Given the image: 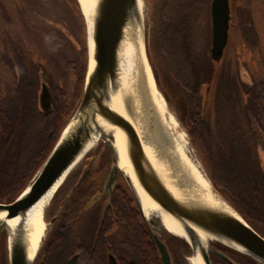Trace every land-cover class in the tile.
<instances>
[{
    "label": "trees",
    "instance_id": "16d2710c",
    "mask_svg": "<svg viewBox=\"0 0 264 264\" xmlns=\"http://www.w3.org/2000/svg\"><path fill=\"white\" fill-rule=\"evenodd\" d=\"M24 1L11 0L7 5L0 6V203L12 202L48 157L80 102L87 69L83 15L77 32L72 33L59 20L44 18L45 8L41 0ZM73 1L79 7L77 0ZM245 1L249 6L256 0ZM233 13L234 4L231 1L230 31ZM36 24L40 25V29L35 30ZM176 24L164 22L157 30L158 38L154 44L156 42L157 45L159 41L158 46L171 67L174 80L169 79V82L174 91L181 93V112L185 116L188 110L193 111L188 117L190 130L208 158L213 186L261 235L264 223V171L257 163L255 144L261 141L260 130L264 125V77L243 83L230 63L222 65L223 56L215 75L214 84L217 86L213 92L214 130L218 142L213 149L210 148L204 136L207 125L200 110L201 86L204 84L200 85L194 53L189 47L185 28ZM62 28L69 33L68 36ZM246 36L243 33L244 41ZM37 46L42 47V51H36ZM51 55L57 57L58 67L62 57V65L69 70L59 81L50 74L52 70L46 57ZM212 72L210 61L207 81ZM44 84L50 92L47 109L41 104ZM86 155L87 161L89 157H96L92 152ZM103 157L108 158L110 170L112 158L107 146ZM87 173L89 175L91 172ZM87 175L76 191L85 189ZM103 190L107 194L105 208L89 213L96 204L94 201L97 196L91 198L87 204V216L83 215L73 227L66 228L61 234L50 231L49 241L44 249H40L34 264H62L61 261H65L63 252L58 251L61 245L54 243L57 237L91 239L93 247L90 245V248L93 252L88 260L83 259L80 264H111L110 256L116 264H163L124 178L119 175L111 190ZM66 207V213L81 210V207L69 204ZM161 234L175 264H181L180 258L188 252V244L175 235L166 232ZM70 246L64 244L63 247ZM215 246L221 248L236 264H259L246 255L221 245ZM43 250L44 255L41 253ZM178 252L181 255L179 257ZM183 261V264H187L185 259ZM219 264L224 263L219 261Z\"/></svg>",
    "mask_w": 264,
    "mask_h": 264
},
{
    "label": "water",
    "instance_id": "95a60500",
    "mask_svg": "<svg viewBox=\"0 0 264 264\" xmlns=\"http://www.w3.org/2000/svg\"><path fill=\"white\" fill-rule=\"evenodd\" d=\"M134 1L95 0L92 7L94 13L90 43L88 20L78 1L87 33V69L83 93L75 112L62 129L51 152L31 181L12 202L0 203V233L5 232L6 235L5 244L8 252V264H33L35 257L27 261L25 247L19 241L18 236L9 241V231L4 223L5 220L24 213L65 173V177L59 185L60 187L74 167L91 149L86 150V145L89 142L91 133L95 132L101 133L99 139H102L107 144L112 158L110 174L107 177L105 189L111 190L119 173L123 176L148 226L163 264H175V261L168 245L162 239L161 232L184 239L192 255L198 249L203 264H212L211 256L216 257L224 264H236L232 258L215 245H221L227 249L246 255L259 264H264V237L241 217L213 185L210 184L215 195L225 202L238 216L211 208L199 200L189 204L178 200L151 166L132 124L121 115L114 113L107 104V101L112 99L113 92L119 89V84L116 83V51L121 40L128 9L133 5ZM209 17L211 39L210 61L213 72L208 83L202 88L204 97L208 96V92L214 84L216 72L228 44L232 18L231 0H210ZM49 103V92L43 89L41 104L44 109L48 108ZM124 105L127 116L130 117L132 115L130 103L126 100ZM97 115L104 117L107 123L123 134L129 149V160L133 172L141 186L153 201L179 222L185 233L184 235L169 231L162 224L159 217H147L144 214L133 183L118 164L117 152L112 143L113 136L109 133L106 134L100 128L96 119ZM153 146L159 152V158L162 162L165 155H163L162 151H159L160 146L156 141ZM165 165H167L169 177L172 179L173 184L177 185L176 187L188 189L191 186L192 182L185 185V182L179 180L176 175L177 172H175L177 170L170 167L168 162ZM181 177L185 178V176ZM59 187L55 190L54 194ZM47 207L44 209L43 219L45 218ZM195 228L201 229L207 234L208 238L205 247L200 248L197 245ZM109 261L111 264H116L112 256L109 257ZM68 264H76V260L72 259Z\"/></svg>",
    "mask_w": 264,
    "mask_h": 264
},
{
    "label": "bare ground",
    "instance_id": "6f19581e",
    "mask_svg": "<svg viewBox=\"0 0 264 264\" xmlns=\"http://www.w3.org/2000/svg\"><path fill=\"white\" fill-rule=\"evenodd\" d=\"M78 1L88 20L90 43L94 13L92 7L95 0ZM116 60V83L119 84V89L113 92V97L107 101V104L114 113L121 115L132 124L142 143L145 155L155 172L181 202L189 204L199 200L211 208L238 216L225 202L215 195L208 180L186 154L185 134L178 130L175 118L169 112L165 100L155 86L144 49L143 0H135L128 9L121 40L116 51ZM126 100L130 103L132 109L130 117L127 116L124 105ZM96 119L100 128L106 134L109 133L113 136L112 143L117 152L118 164L133 183L144 214L147 217H159L162 224L169 231L184 235L185 233L179 222L153 201L141 186L133 172L129 160V149L123 134L107 123L101 115H97ZM100 135V132L91 133L86 150L96 144ZM155 141L160 146L159 151H162L163 155H165L162 162L159 158V152L153 148ZM167 162L170 167L177 170L175 171L177 172V177L185 182V185L192 182L188 189L179 188L173 184L167 172L168 167L165 165ZM181 176H185V178ZM64 177L65 173L24 213L4 222L9 231V241L18 236L19 241L23 243L27 261L32 260L36 255L46 230L45 219H43L44 209L49 204L55 190L59 187ZM206 235L201 229L195 228L196 243L200 248L206 245L208 238ZM189 261L190 264H203L198 249L189 258Z\"/></svg>",
    "mask_w": 264,
    "mask_h": 264
},
{
    "label": "rangeland",
    "instance_id": "374dc122",
    "mask_svg": "<svg viewBox=\"0 0 264 264\" xmlns=\"http://www.w3.org/2000/svg\"><path fill=\"white\" fill-rule=\"evenodd\" d=\"M44 4V18H53L59 20L63 26L69 27L72 33H76V28H79L81 23V8L77 7L73 0H41ZM234 4V17L233 27L229 34L227 49L224 54L223 66L230 63L232 70H237L239 78L243 83H250L252 80H258L264 77V9L263 0H256L251 5H247L245 0H231ZM78 2V0H77ZM209 3L210 0H143V36H144V47L147 62L151 69V73L155 82L157 90L165 100L166 106L169 112L175 118L178 124V130L185 134L187 155L193 163L197 165L199 170L209 181L210 180L211 168L204 153V150L196 141L195 136L191 133L189 115L193 112L188 110L183 116L181 108L179 106L178 93L173 90L172 83L169 79L174 80V76L171 71V67L168 63L166 55L162 49L159 48V41L156 45L154 41H157L158 32L157 30L162 27L164 22L178 24L184 26L187 33L189 47L194 53L195 64L197 66L199 79L201 80L200 85L207 84V77L210 72V18H209ZM17 4V3H16ZM79 4V3H78ZM81 12V13H80ZM242 16V17H241ZM176 24V25H177ZM244 30H241V29ZM64 29V28H63ZM240 30V31H239ZM75 31V32H74ZM83 35L86 43V29L83 30ZM67 32L66 30L64 31ZM243 33L247 34V38L244 41L242 38ZM68 35V32H67ZM159 40V39H158ZM188 43V42H187ZM87 49V48H86ZM87 52V51H86ZM59 58V57H58ZM64 59L61 57L59 66V78L69 73L68 68L62 65ZM59 65V64H58ZM221 65V67H222ZM247 69V71L245 70ZM239 70V71H238ZM169 77V78H167ZM254 82V81H253ZM203 85V86H204ZM201 86V89L203 88ZM217 85H213L208 96L204 97L203 94L200 96V110L202 118L206 122V131L204 136L207 144L213 149V146L217 144L218 139L214 130V98L213 92ZM188 89V88H186ZM213 98V99H212ZM188 105V104H187ZM189 108H191L188 105ZM192 109V108H191ZM195 110V109H193ZM208 128V129H207ZM102 139H99L93 147L89 150L94 154L106 147ZM108 147V146H107ZM99 154V153H98ZM97 154V155H98ZM98 159V157H96ZM83 159V158H82ZM71 171L72 173L80 168L81 161ZM87 159V155H86ZM96 163V162H95ZM71 174V173H70ZM110 171L107 173V177ZM120 174V173H119ZM121 175V174H120ZM122 176V175H121ZM123 177V176H122ZM61 187V186H60ZM214 187V186H213ZM215 188V187H214ZM67 190L66 187H62L56 191L46 210L45 223L46 230L43 235L40 246L44 241L48 239V235L51 231L50 217L53 215L58 207L56 206L57 201H61L57 193L59 190ZM216 189V188H215ZM217 190V189H216ZM219 192V191H218ZM56 195V199L55 198ZM59 199V200H58ZM54 200V201H53ZM5 235V232H4ZM178 237V236H177ZM6 239V235H5ZM39 246V247H40ZM42 247V246H41ZM42 254L45 253L43 250ZM179 253V252H178ZM40 254V253H39ZM180 253L177 257H179ZM181 256V255H180ZM192 256V252L189 248L188 252L181 256L180 262L183 264L185 259L187 264H190L189 258ZM175 257V256H174ZM176 258V257H175ZM35 258L33 264L35 263ZM213 264V262H212Z\"/></svg>",
    "mask_w": 264,
    "mask_h": 264
},
{
    "label": "flooded vegetation",
    "instance_id": "af4514ba",
    "mask_svg": "<svg viewBox=\"0 0 264 264\" xmlns=\"http://www.w3.org/2000/svg\"><path fill=\"white\" fill-rule=\"evenodd\" d=\"M11 0H0V6L2 5H7V2H9ZM20 1V0H19ZM24 1V0H23ZM36 2L40 1V0H35ZM25 2V1H24ZM35 2V3H36ZM40 29V25L36 24L35 25V30ZM62 31L65 35H67V32L65 33V29L62 28ZM69 35V33H68ZM67 35V36H68ZM39 46L35 47V50L38 51H42V47L38 48ZM39 57V56H37ZM57 58V57H56ZM54 58L52 55L51 57H46V60L49 61L50 63V68L52 71H50V74L52 75L54 80H58L59 81V67H58V59ZM41 62V61H40ZM43 89H46L49 92V87H46V85H43ZM42 89V91H43ZM49 96H50V92H49ZM261 141L257 144H255V150H256V157H257V163L258 165H260L262 171H264V125L261 128ZM99 153V154H98ZM106 153V147H104L101 151L99 150L97 152V150H95L94 154H96V157H98V159L89 157L88 161L86 159V157H84L81 161V167L76 169L70 176L69 178L66 180V182L63 184V186H61V188L66 187L67 190L65 189H61L59 190V192L57 193V195H59V193L62 195L60 198L61 201H57L56 206L58 207V209L56 210V212L51 215L50 217V224H51V231H55L58 234H61L64 230H66V228H70L73 227L75 225V221L79 220V218H81L83 215L87 216V204L89 201H91V198L96 197L97 200L94 201V203L96 202L95 206H93L91 208L90 212H94L96 210H98L99 208H101V211L103 208H105L106 206V202H107V194L104 193L103 188H105L106 183H107V173L108 171H110L108 169V164H109V160L107 157H103L104 154ZM98 154V155H97ZM96 162V163H95ZM89 165V167H88ZM87 171H90L91 173H89V175H87ZM87 175V179H86V187L84 190H78L76 191V188L82 183V181L84 180V178ZM118 177L117 179L119 178ZM70 186V188H69ZM88 188V189H87ZM60 189V188H59ZM73 194H75L74 196H72ZM56 199V195L55 198ZM98 199H100L98 201ZM59 200V199H58ZM54 201V200H53ZM98 201V202H97ZM73 206V207H81V210L75 211V212H70V213H66V209L68 207H66L67 205ZM83 208V211H82ZM68 215V216H67ZM262 234L261 236L264 237V223H262ZM260 234V233H259ZM49 241V239H47L46 241H44L42 243V247L40 246L36 252L35 255V259L37 258L38 254L40 253V249H44L45 244H47ZM6 239H5V235L4 232L0 233V264H8V252H7V247H6ZM90 242L91 239L89 237L86 238H60L57 237V239L54 240V243L60 244L61 247L59 246L58 251H62V255H65V261L63 262V260L61 261L62 264H68V262L72 259L76 260V264H80V262L83 259L88 260V258L90 257L91 253L93 252V250L90 248ZM92 243V242H91ZM64 244H68V245H72L68 248H64ZM80 247H77V246ZM84 246V247H82ZM91 247H93V245H91ZM221 251H223L221 248H218ZM89 251V252H87ZM45 253H43L44 255ZM211 260L213 262V264H219V261L217 258H215L214 256H211Z\"/></svg>",
    "mask_w": 264,
    "mask_h": 264
}]
</instances>
